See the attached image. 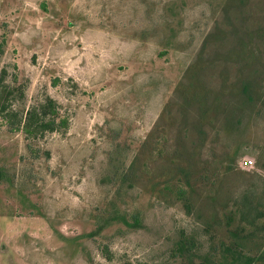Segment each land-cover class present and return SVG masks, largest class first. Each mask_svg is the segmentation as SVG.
Here are the masks:
<instances>
[{
    "label": "rangeland",
    "instance_id": "1",
    "mask_svg": "<svg viewBox=\"0 0 264 264\" xmlns=\"http://www.w3.org/2000/svg\"><path fill=\"white\" fill-rule=\"evenodd\" d=\"M2 71L0 264L264 253V0H0ZM46 97L66 127L12 129Z\"/></svg>",
    "mask_w": 264,
    "mask_h": 264
},
{
    "label": "trees",
    "instance_id": "2",
    "mask_svg": "<svg viewBox=\"0 0 264 264\" xmlns=\"http://www.w3.org/2000/svg\"><path fill=\"white\" fill-rule=\"evenodd\" d=\"M15 98L16 90L6 85L4 71H2L0 75V118H5L7 120H10V117L17 118V112L12 109V103ZM204 108V106L200 108L203 113L205 112ZM10 124L14 125L12 129L21 130L25 137L37 138L43 136L45 133H52L60 128L66 127L67 121L64 119L57 120L55 102L51 98L46 97L44 101L26 110L23 118H18V121L15 123L11 122ZM259 217L262 221L258 222V226L256 225L257 227H252L254 230L253 233L256 230L264 231V211L259 214ZM137 223L138 220L135 219L134 225ZM245 230L244 227L230 232L232 241L224 248L225 256L223 259L226 261L224 264H264V253L254 256L244 254L242 245L244 246L243 241L245 242L247 237H243L241 234ZM239 241H242V244L238 243ZM177 246L179 254L183 253V251H191V245L186 248L182 241H179Z\"/></svg>",
    "mask_w": 264,
    "mask_h": 264
},
{
    "label": "built area",
    "instance_id": "3",
    "mask_svg": "<svg viewBox=\"0 0 264 264\" xmlns=\"http://www.w3.org/2000/svg\"><path fill=\"white\" fill-rule=\"evenodd\" d=\"M241 164H242V167H243V168H251V166H252V164H253V161L247 159V160L242 161Z\"/></svg>",
    "mask_w": 264,
    "mask_h": 264
}]
</instances>
